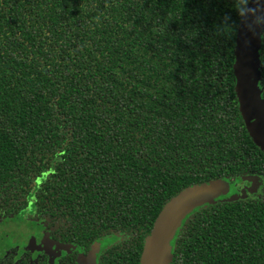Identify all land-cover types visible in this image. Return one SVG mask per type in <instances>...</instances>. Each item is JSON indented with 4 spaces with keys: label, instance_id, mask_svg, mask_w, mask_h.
<instances>
[{
    "label": "trees",
    "instance_id": "1",
    "mask_svg": "<svg viewBox=\"0 0 264 264\" xmlns=\"http://www.w3.org/2000/svg\"><path fill=\"white\" fill-rule=\"evenodd\" d=\"M232 7L0 0V222L30 206L53 242L139 264L164 206L223 180L232 190L183 220L170 264H264V152L235 93ZM259 65L264 100V36ZM0 264L49 261L11 248Z\"/></svg>",
    "mask_w": 264,
    "mask_h": 264
},
{
    "label": "water",
    "instance_id": "2",
    "mask_svg": "<svg viewBox=\"0 0 264 264\" xmlns=\"http://www.w3.org/2000/svg\"><path fill=\"white\" fill-rule=\"evenodd\" d=\"M262 31L264 29L259 26L254 27L251 32L246 28H239L235 47L234 77L239 111L246 129L256 146L264 152V100L261 96L259 75ZM229 190V183L214 180L189 186L173 197L161 210L147 235L139 264H170L173 257L171 242L183 220L196 208L212 204L219 197L227 195ZM26 246L31 253L43 252L48 257L49 264H54L63 252L76 251L78 264H98L97 255L101 249L99 243H94L88 253L84 254L78 247L53 242L48 235H43L39 243L31 237Z\"/></svg>",
    "mask_w": 264,
    "mask_h": 264
},
{
    "label": "rangeland",
    "instance_id": "3",
    "mask_svg": "<svg viewBox=\"0 0 264 264\" xmlns=\"http://www.w3.org/2000/svg\"><path fill=\"white\" fill-rule=\"evenodd\" d=\"M30 211L31 207L29 206L28 211L24 214L0 222V257L11 248H27L26 245L31 237H34L37 242L42 239L44 234L41 226L27 218ZM106 241L114 242V238L110 237Z\"/></svg>",
    "mask_w": 264,
    "mask_h": 264
},
{
    "label": "clouds",
    "instance_id": "4",
    "mask_svg": "<svg viewBox=\"0 0 264 264\" xmlns=\"http://www.w3.org/2000/svg\"><path fill=\"white\" fill-rule=\"evenodd\" d=\"M231 3L236 18L240 22V27L246 28L250 32L256 26L264 29V0H231ZM227 27H231V25ZM260 35L264 36V31Z\"/></svg>",
    "mask_w": 264,
    "mask_h": 264
},
{
    "label": "flooded vegetation",
    "instance_id": "5",
    "mask_svg": "<svg viewBox=\"0 0 264 264\" xmlns=\"http://www.w3.org/2000/svg\"><path fill=\"white\" fill-rule=\"evenodd\" d=\"M40 242V241H39ZM39 242H37V243H39Z\"/></svg>",
    "mask_w": 264,
    "mask_h": 264
}]
</instances>
